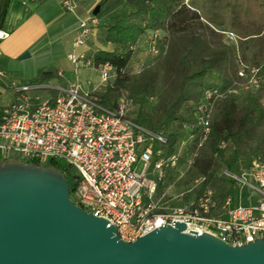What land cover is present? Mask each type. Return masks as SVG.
Masks as SVG:
<instances>
[{"label":"built area","instance_id":"obj_1","mask_svg":"<svg viewBox=\"0 0 264 264\" xmlns=\"http://www.w3.org/2000/svg\"><path fill=\"white\" fill-rule=\"evenodd\" d=\"M87 0H62L63 9L77 19L73 49L67 54L75 77L64 87H56L53 98L32 103L26 91L37 85L16 87V98L0 103V152H18L23 162L48 166L50 158L61 159L76 170L69 197L87 212L107 220L124 241L160 225L180 221L184 232L209 233L231 245H239L255 237H264V158L255 156L239 172L224 169L223 174L240 184L237 194L221 193L208 186L204 175L193 179L198 192L184 204L164 203V193L157 195L165 183L166 170H172L179 160L177 151L165 154L166 136L134 120L133 100L127 92L119 94L114 106L100 102L98 93L116 77L108 61L98 66L99 80L86 89L77 70L83 64V52L75 48L84 44L91 28L97 24L89 11L80 16L76 9ZM228 39L236 35L225 32ZM9 32L0 28V41ZM157 31L145 35L149 51L157 53ZM237 74L241 79L227 91L214 87L202 89L196 103L193 123L197 127V146L210 132L215 103L228 92L249 89L264 82V70L248 66L238 57ZM0 75L2 71L0 69ZM193 137L187 135V140ZM141 171L135 170L136 163ZM64 175V174H63ZM171 184H168V188ZM248 191L246 202L240 192ZM226 192V193H225ZM182 194V193H181ZM72 195V197L70 196ZM180 195V193H179ZM177 196V195H176ZM234 197L237 202H233Z\"/></svg>","mask_w":264,"mask_h":264},{"label":"trees","instance_id":"obj_2","mask_svg":"<svg viewBox=\"0 0 264 264\" xmlns=\"http://www.w3.org/2000/svg\"><path fill=\"white\" fill-rule=\"evenodd\" d=\"M106 1H98L97 14ZM223 1L236 41L223 39L210 20L181 0H123L120 10L104 23L103 38L110 47L101 46L91 57L93 66L98 68L108 61L116 72L114 80L98 93L100 102L114 106L117 96L127 92L135 105L134 120L166 136V155L177 151L178 128H172L175 122L188 124L186 138L192 134L189 140L197 145L198 130L193 120L202 89L227 91L236 86L241 80L237 74L238 57L248 66L264 70V0ZM149 31L158 32V52L153 53L158 54V61L132 73L129 68L137 51L135 44L140 37L145 39ZM251 46L257 57L254 64L245 60ZM160 70L164 88L156 120L151 122L144 105L154 92ZM211 72L216 73L215 83L206 84L204 78ZM203 144L206 151L196 162L197 172L205 177L217 159L231 170L236 163H242V168L248 166L255 156L264 158V82L254 88L228 92L215 103L210 132ZM48 166L63 174L71 169L56 158H50Z\"/></svg>","mask_w":264,"mask_h":264},{"label":"water","instance_id":"obj_3","mask_svg":"<svg viewBox=\"0 0 264 264\" xmlns=\"http://www.w3.org/2000/svg\"><path fill=\"white\" fill-rule=\"evenodd\" d=\"M69 191L52 167L0 163V264H264V237L231 245L180 221L124 241Z\"/></svg>","mask_w":264,"mask_h":264},{"label":"crops","instance_id":"obj_4","mask_svg":"<svg viewBox=\"0 0 264 264\" xmlns=\"http://www.w3.org/2000/svg\"><path fill=\"white\" fill-rule=\"evenodd\" d=\"M98 1L80 2L76 9L77 14L80 16L87 15L98 4ZM61 2L62 0H0V28L9 32L8 36L0 41V69L4 67L7 70H12L13 76H16L17 73H21L20 68L23 63L27 64V59L33 58L39 61V58H49L48 60L53 62L56 60V63L50 65L45 63L42 66L38 63L39 68H50V70H44L45 74L38 73L30 76L35 78V80L32 79L33 81L23 82L21 77L19 79L15 77L9 79L2 73L0 75V103L14 100L17 95L16 87L22 84L37 85V87L31 88L33 91L31 89L26 91L29 100L36 103L53 98L57 93L55 86L64 87L72 80L70 70L73 64L68 59L67 54L73 49L72 38H74L77 31V19L72 13L63 9ZM122 5L123 0H107L100 12L96 13L97 24L91 28L84 44L75 48L76 52H83L84 60H91L94 51L101 46L110 47L103 38L105 33L104 23L110 15L118 12ZM135 47L137 51L133 60L140 55V49L144 50L146 48L148 53L145 55L147 57L153 54L149 52L148 43L143 37L137 40ZM24 51H28L27 59H23L26 56L19 57V54ZM64 60L66 63L62 62ZM78 72L84 88L92 89L98 83L99 78H95L98 68L93 66L92 63L81 65L77 70V74ZM19 76H23V74L21 73ZM27 76L29 77V75ZM36 78L41 79L36 81ZM210 78L211 82L206 81ZM215 78L216 73L211 72L204 78V81L206 84H213ZM40 93H45V97H39ZM13 152H7L6 157H3L0 152V163L7 161H2V159H6ZM241 168L242 166L236 163L231 170L239 172ZM227 190L231 191L230 189ZM160 193H164V203L178 205L172 202L171 199L175 194H172L167 186L164 188L161 185L156 197ZM234 199L236 198L234 197Z\"/></svg>","mask_w":264,"mask_h":264},{"label":"rangeland","instance_id":"obj_5","mask_svg":"<svg viewBox=\"0 0 264 264\" xmlns=\"http://www.w3.org/2000/svg\"><path fill=\"white\" fill-rule=\"evenodd\" d=\"M181 1L190 6H193L194 8H197L198 11L202 14L203 18L210 20L211 25L218 32H221L223 39L226 40L228 38L227 34L225 33L227 31L229 32L231 31L234 34L230 22V14L228 13V10L223 0H181ZM139 51H140V55L138 56L137 59L132 61L131 67L129 68V71L132 73L139 71L144 66L152 65L156 63L159 58L158 54H152L151 56L147 57V55H145L148 53V51H146V48H144V50L140 49ZM253 52H254V48L251 46L246 52V57H245L246 62L254 64L257 57ZM27 58L28 56H26V58L23 59H27ZM48 59L49 58H45V59L39 58V61H36L33 58L27 59L28 60L27 64L23 63L22 67L20 68L23 76H19V74L21 73H17L16 76H13L14 73L12 72V70H7L4 67H1L2 73L3 75H5V77L9 79L13 77L19 79L21 77L23 82L33 81L32 79L35 80V78L30 76L37 75L38 73L45 74L44 70H50V68H42V67L39 68L38 63L41 64L42 66L45 63L46 65L56 63V60L53 62ZM62 62L66 63L65 60ZM70 71L72 75L71 78L73 79L75 77V74L73 72L72 67ZM27 75H29V77ZM95 78L96 79L99 78L98 73H96ZM206 81L211 82V78L206 79ZM163 88H164V76H163V72L160 70L158 75V80L153 90L154 92L151 93V95L148 97L144 105L145 114L148 120H150L151 122L156 120L159 109V97L161 92L163 91ZM31 90L33 91V89ZM40 94L41 95L39 97L41 96L45 97L44 96L45 93L44 94L40 93ZM134 113H135V105H133L131 114L134 115ZM187 125L184 126L181 125L179 122H175L172 126L173 129L178 128L177 152L179 154L180 161L177 162V165L173 168V170L167 173L165 183L163 184L164 188H166L168 184H171L169 190L172 194H175V196L171 200L172 202H175L177 204H184L190 198L191 199L194 198L195 193L198 191L197 189L200 188L199 185L194 186L193 183V179L199 176L200 174L197 172L198 165L196 162V158H198L201 154H203L206 151V146L204 144L197 146L194 145L192 140H187L185 134L189 129L187 128ZM186 128L187 130H185ZM5 160L23 162V157L20 153L13 152L9 154L6 159H2V161ZM240 166H242V163H240ZM141 168H142V164L140 162L136 163L135 170L141 171ZM225 168L226 166L222 161V159H217L214 164V169L211 170L208 174H206V184L216 189L218 192H220L221 196H224V190L227 189H230L232 194H237L240 184L237 181L229 179L227 176L223 174V170ZM74 173H76V170L73 168H71L68 172H64L65 179L67 180L69 186L73 184ZM240 195L242 197L241 201L245 203L246 200L243 199H246L248 195V191L244 189L242 192H240ZM70 196L72 197V195ZM233 202L235 203L237 202V200L234 199Z\"/></svg>","mask_w":264,"mask_h":264}]
</instances>
